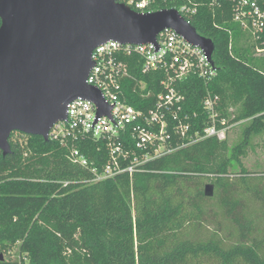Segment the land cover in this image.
Listing matches in <instances>:
<instances>
[{"label":"trees","instance_id":"1","mask_svg":"<svg viewBox=\"0 0 264 264\" xmlns=\"http://www.w3.org/2000/svg\"><path fill=\"white\" fill-rule=\"evenodd\" d=\"M191 1L198 4L191 25L213 41L218 69L209 87L195 78L178 84L196 114L193 135L206 125L202 102L210 90L221 117L241 124L238 141L207 138L149 162L133 179L85 183L90 171L71 162V146L13 134L12 152H0V264H264V172L244 163L264 139V64L234 46L230 53L227 29L256 45L232 23L227 3L213 12L208 0ZM132 72L154 94L131 101L146 111L162 75ZM76 147L94 165L107 163L101 144Z\"/></svg>","mask_w":264,"mask_h":264},{"label":"built area","instance_id":"2","mask_svg":"<svg viewBox=\"0 0 264 264\" xmlns=\"http://www.w3.org/2000/svg\"><path fill=\"white\" fill-rule=\"evenodd\" d=\"M120 0L140 14H152L175 9L191 24L198 12V4L191 0ZM228 4L232 23L248 34L256 45V53L264 55V0H208L213 12L224 10ZM171 4H176L169 8ZM229 35V51L233 52V31ZM262 46V47H261ZM93 68L87 84L101 92L110 115H99L97 105L79 98L67 107V119L53 126L49 139L71 146L72 163L90 171L85 183L116 180L144 170L153 161L170 155L195 142L216 137L225 140L227 134L240 123H230L221 117L220 98L206 91L202 102L207 115L206 125L193 135L192 120L196 114L185 108L186 96L178 84L195 78L206 87L218 76L213 57L205 49L193 45L174 30L162 32L156 43L143 45L121 44L109 41L98 46L92 54ZM140 75L161 74V91L146 111L132 105L135 94L143 101L153 97L145 92L146 84ZM94 141L107 151V163L94 165L76 147V143Z\"/></svg>","mask_w":264,"mask_h":264},{"label":"water","instance_id":"3","mask_svg":"<svg viewBox=\"0 0 264 264\" xmlns=\"http://www.w3.org/2000/svg\"><path fill=\"white\" fill-rule=\"evenodd\" d=\"M0 152H12L14 133L49 141L67 107L82 98L110 115L101 92L87 84L92 54L109 41L156 43L174 30L210 59L215 45L175 9L140 14L120 0H0ZM214 186L205 195L214 196Z\"/></svg>","mask_w":264,"mask_h":264},{"label":"rangeland","instance_id":"4","mask_svg":"<svg viewBox=\"0 0 264 264\" xmlns=\"http://www.w3.org/2000/svg\"><path fill=\"white\" fill-rule=\"evenodd\" d=\"M233 45L236 50H241L242 52L245 53L247 56L248 62L252 63L253 65L256 66H261L264 64V59L260 58L263 57L264 55H259L256 53V51L252 50L251 45H245L244 44V39L242 40L243 42H240L238 39V33L237 31L233 32ZM250 37V36H249ZM251 38V37H250ZM252 40V39H251ZM246 43V42H245ZM246 49V51L244 50ZM241 124L238 126L234 127L228 134H227V139L231 144L235 143L238 141L240 135H241ZM15 136L17 135H22L20 133H14ZM255 145L256 149L255 151H249L247 159L244 160L245 166L250 170V171H257V172H264V139L258 138L255 140ZM253 176H258V175H253ZM210 181H206L205 184H209Z\"/></svg>","mask_w":264,"mask_h":264}]
</instances>
